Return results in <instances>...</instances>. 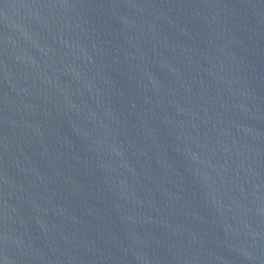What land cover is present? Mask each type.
I'll list each match as a JSON object with an SVG mask.
<instances>
[{
    "label": "water",
    "instance_id": "1",
    "mask_svg": "<svg viewBox=\"0 0 264 264\" xmlns=\"http://www.w3.org/2000/svg\"><path fill=\"white\" fill-rule=\"evenodd\" d=\"M0 264H264V0H0Z\"/></svg>",
    "mask_w": 264,
    "mask_h": 264
}]
</instances>
